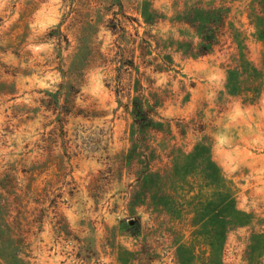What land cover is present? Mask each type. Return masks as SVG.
Segmentation results:
<instances>
[{"label": "rangeland", "instance_id": "rangeland-1", "mask_svg": "<svg viewBox=\"0 0 264 264\" xmlns=\"http://www.w3.org/2000/svg\"><path fill=\"white\" fill-rule=\"evenodd\" d=\"M0 264H264V0H0Z\"/></svg>", "mask_w": 264, "mask_h": 264}]
</instances>
